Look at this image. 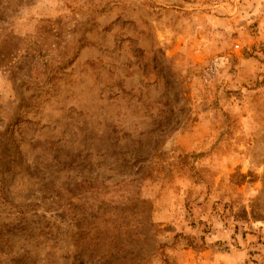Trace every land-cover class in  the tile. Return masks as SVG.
Masks as SVG:
<instances>
[{
    "label": "rangeland",
    "instance_id": "rangeland-1",
    "mask_svg": "<svg viewBox=\"0 0 264 264\" xmlns=\"http://www.w3.org/2000/svg\"><path fill=\"white\" fill-rule=\"evenodd\" d=\"M0 264H264V0H0Z\"/></svg>",
    "mask_w": 264,
    "mask_h": 264
}]
</instances>
